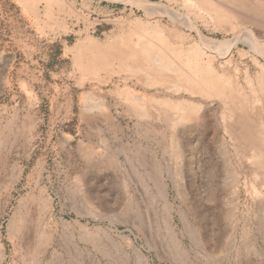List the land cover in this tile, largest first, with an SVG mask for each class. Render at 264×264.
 Here are the masks:
<instances>
[{
	"label": "rangeland",
	"instance_id": "rangeland-1",
	"mask_svg": "<svg viewBox=\"0 0 264 264\" xmlns=\"http://www.w3.org/2000/svg\"><path fill=\"white\" fill-rule=\"evenodd\" d=\"M44 11L0 0V264H264V0Z\"/></svg>",
	"mask_w": 264,
	"mask_h": 264
},
{
	"label": "crops",
	"instance_id": "crops-1",
	"mask_svg": "<svg viewBox=\"0 0 264 264\" xmlns=\"http://www.w3.org/2000/svg\"><path fill=\"white\" fill-rule=\"evenodd\" d=\"M16 2L25 16L34 19L41 30L44 28L41 20V17L46 14L44 9L56 8L59 6V0H16Z\"/></svg>",
	"mask_w": 264,
	"mask_h": 264
},
{
	"label": "bare ground",
	"instance_id": "bare-ground-1",
	"mask_svg": "<svg viewBox=\"0 0 264 264\" xmlns=\"http://www.w3.org/2000/svg\"><path fill=\"white\" fill-rule=\"evenodd\" d=\"M148 165V164H147ZM136 172H137V170H136ZM146 181V180H145ZM146 183V182H145ZM140 184V183H139ZM144 184V183H143ZM144 186V185H143ZM138 187V186H137ZM157 187V186H156ZM146 188V187H145ZM150 190V189H149ZM157 190V189H156ZM155 194V193H154ZM157 198V197H156ZM150 200V199H149ZM166 201V200H165ZM139 206V205H138ZM167 226H169V225H167ZM171 228V227H170ZM172 232V231H171ZM138 251V250H137ZM139 252V251H138ZM142 253V252H141ZM130 256V255H129ZM142 261V260H141Z\"/></svg>",
	"mask_w": 264,
	"mask_h": 264
},
{
	"label": "trees",
	"instance_id": "trees-1",
	"mask_svg": "<svg viewBox=\"0 0 264 264\" xmlns=\"http://www.w3.org/2000/svg\"><path fill=\"white\" fill-rule=\"evenodd\" d=\"M11 2H12L13 5H17V6H18L16 0H11ZM18 7H19V6H18Z\"/></svg>",
	"mask_w": 264,
	"mask_h": 264
}]
</instances>
